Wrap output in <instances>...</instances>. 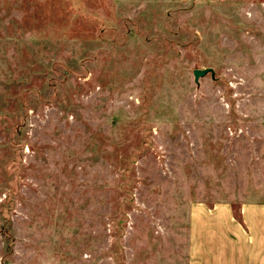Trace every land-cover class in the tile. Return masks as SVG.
Wrapping results in <instances>:
<instances>
[{
  "label": "rangeland",
  "instance_id": "rangeland-1",
  "mask_svg": "<svg viewBox=\"0 0 264 264\" xmlns=\"http://www.w3.org/2000/svg\"><path fill=\"white\" fill-rule=\"evenodd\" d=\"M261 218L264 0H0V264H264Z\"/></svg>",
  "mask_w": 264,
  "mask_h": 264
},
{
  "label": "water",
  "instance_id": "water-1",
  "mask_svg": "<svg viewBox=\"0 0 264 264\" xmlns=\"http://www.w3.org/2000/svg\"><path fill=\"white\" fill-rule=\"evenodd\" d=\"M208 73H214V71H213V69H210V68H208V69H202V70H200V69H196L195 71H194V79H195V82L198 84L199 83V79L201 78V77H204L205 75H207Z\"/></svg>",
  "mask_w": 264,
  "mask_h": 264
},
{
  "label": "crops",
  "instance_id": "crops-1",
  "mask_svg": "<svg viewBox=\"0 0 264 264\" xmlns=\"http://www.w3.org/2000/svg\"><path fill=\"white\" fill-rule=\"evenodd\" d=\"M262 220H259L258 221V224L256 226H258V230H260V233L259 234H256V235H259L258 237L260 238L262 235H264V219L261 218ZM264 241V240H263ZM263 253H264V250H262ZM260 257H264V254H262V256L260 255ZM252 264V263H250Z\"/></svg>",
  "mask_w": 264,
  "mask_h": 264
}]
</instances>
